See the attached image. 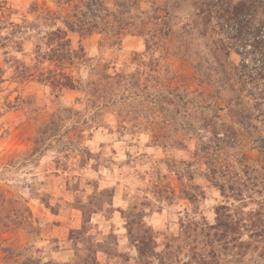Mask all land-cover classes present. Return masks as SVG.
Listing matches in <instances>:
<instances>
[{
  "label": "rangeland",
  "instance_id": "obj_1",
  "mask_svg": "<svg viewBox=\"0 0 264 264\" xmlns=\"http://www.w3.org/2000/svg\"><path fill=\"white\" fill-rule=\"evenodd\" d=\"M206 1L140 0L144 21L158 8L172 25L150 49L147 35L114 43L68 31L88 58L66 69L82 80L70 89L36 76L55 69L36 63L34 51L53 23L46 13H60L57 1L0 0V264H195L213 252L219 264H264V240L245 226L209 241L218 205L249 223L243 212L264 199V159L253 142L264 137V120L240 125L226 107L233 93L196 71L199 60L215 72L224 37L214 10L198 15ZM220 1L251 3L254 21L263 15L264 0ZM230 60L240 56L232 50ZM22 66L32 76L22 77ZM96 71L134 74L133 84L95 99L85 82ZM219 92L216 108L210 94ZM52 118L59 126L44 129ZM225 128L235 137L212 141ZM231 184L241 196L223 197L219 186Z\"/></svg>",
  "mask_w": 264,
  "mask_h": 264
},
{
  "label": "trees",
  "instance_id": "obj_2",
  "mask_svg": "<svg viewBox=\"0 0 264 264\" xmlns=\"http://www.w3.org/2000/svg\"><path fill=\"white\" fill-rule=\"evenodd\" d=\"M56 1L60 13L57 15L46 13L47 18L52 19L53 23L50 25L51 29L46 31L45 35L38 40L34 51L36 63L48 61L55 67V69L39 72L36 75L39 80L49 82L53 86L70 89H77L82 86V80L66 69L74 60L86 61L88 58L81 45L77 48L72 46L71 39L67 37L68 31L77 33L80 37L90 35L93 32L104 33L114 43H118L125 33L147 35V49L151 48L149 41L156 36L169 39L173 34L169 14L159 15L158 12L161 9L155 8L153 13L148 15L146 21L138 15L144 13L139 9L140 0ZM260 7L263 15L254 21L252 17H247L256 9L251 3L238 2L230 5V3H223L220 0H210L204 4L198 3L196 5L198 15L202 14L206 8L209 12L214 10L219 19H223L221 22L224 28V37L215 55L217 60L215 72L213 74L211 71L205 72L199 60L195 62L196 71L200 76H204L206 81L211 82L213 86L216 85L217 91L227 89L231 94L233 93L227 100L226 107L228 114L236 118L242 126L245 123L248 125L249 119L253 115L264 120V3H261ZM57 20L62 25H57ZM147 23L152 24V26L147 27ZM185 25L187 26V24ZM232 50L240 56L238 64L230 60ZM174 54H179V52L176 51ZM182 55L185 58L192 56L187 51L182 52ZM22 68L20 71V74H24L22 77L32 76L31 73H27L29 67L22 66ZM93 75L95 76L94 79L86 80V87L92 86L90 92L95 99L107 97L109 100L115 99L114 97L117 96L118 92L127 91L128 85L133 84L131 78L134 77V74L129 75L122 72L110 74L106 71H96ZM210 96L214 97V105L218 108L221 99L220 92L217 96L214 94H210ZM58 126V122L52 118L49 124L44 126V129L48 127L57 128ZM212 136L214 138L212 141H228L235 137V131L225 128L221 137L216 131L213 132ZM253 142L264 159V137L259 136ZM219 189L223 197L226 198L241 196L240 187H235L233 184L227 187L220 185ZM257 203L259 204L257 208L243 212L249 223L241 222L242 218H236V213H228L227 205H218L215 209L216 223L207 227L209 234H211L210 230H214L212 236L216 239L209 241L223 239L227 230L233 232L236 230L235 225L238 224L240 227L245 226L247 230H251L252 236L264 240V199ZM241 207L239 206V208ZM190 230L193 232L192 228ZM224 243H228V240H225ZM242 244L237 246L240 248ZM235 254L239 253L235 252ZM197 256L199 261L195 264H219L220 262L219 257L214 258V252L212 253L213 259L210 260L204 259L201 254Z\"/></svg>",
  "mask_w": 264,
  "mask_h": 264
}]
</instances>
